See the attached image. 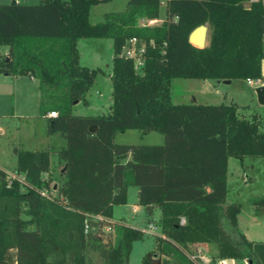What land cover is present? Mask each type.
Wrapping results in <instances>:
<instances>
[{"label": "trees", "instance_id": "16d2710c", "mask_svg": "<svg viewBox=\"0 0 264 264\" xmlns=\"http://www.w3.org/2000/svg\"><path fill=\"white\" fill-rule=\"evenodd\" d=\"M100 1L0 3V44L8 46L0 71L37 77L43 96L54 100L40 108L46 133L65 139L56 150L64 176L57 196L39 191L51 186L43 175L50 168L49 149L14 147L22 181L9 179L0 167V264H129L131 243L143 230L110 217L114 204L126 202L130 183L138 189V203L161 210L162 234H155L143 264H151V254L158 252L199 264L184 253L195 243L213 245L211 263L247 257L251 264H264V240L249 239L238 229L240 203H225L228 158L264 157V119L235 102L175 103L171 98L176 77L261 74L262 0H165V18L154 25L137 24V18L157 17L161 0H127L123 10L105 12L93 23L90 8ZM201 23L208 33L206 44L198 47L188 35ZM131 36L146 43L138 69L118 54ZM80 37L112 39L107 113L72 112L76 102H89L87 91L102 70L79 62ZM50 110L56 114L47 115ZM91 125L97 128L91 131ZM129 128L159 131L163 141L116 142L115 135ZM85 221L100 228L114 224V242L85 232ZM87 246L98 252L99 262L86 257Z\"/></svg>", "mask_w": 264, "mask_h": 264}, {"label": "rangeland", "instance_id": "374dc122", "mask_svg": "<svg viewBox=\"0 0 264 264\" xmlns=\"http://www.w3.org/2000/svg\"><path fill=\"white\" fill-rule=\"evenodd\" d=\"M10 1L0 0V3ZM27 1L29 3L36 2L34 0ZM161 1L159 15L154 17L152 25L160 24L165 18V0ZM126 2L127 0L100 1L91 6L89 19L93 23L103 20L105 12L123 10ZM143 19L147 20L148 18L138 17L137 24ZM77 46L81 64L100 67L102 70L96 74L87 91L89 102L87 104L81 100L76 102L72 106V112L82 115L107 113L112 102V83L109 75L112 66V39L109 37H80L77 40ZM7 54L8 46L0 44V58ZM194 79L198 78H174L171 91L175 95L182 92L183 98L190 102L189 90H193V92L197 90L190 81H201ZM213 88H217L219 92L220 89L222 90L221 100L223 94H226L224 102L229 103L232 100L239 106L246 105L254 108L264 119V110L262 111L264 107L258 103L253 87H250L244 79L236 78L229 84H223L217 80ZM217 96L214 103H220V94ZM53 101L46 93L44 96L41 91L40 95L38 94L36 80L29 78L28 75H8L0 71V167L7 171L9 179L15 177L22 181L23 175L16 172L17 156L14 147L49 149L50 168L43 175L45 178H50L51 186L48 188V194L57 196L64 176L62 174L63 161L59 159L56 150L65 144V139L60 133L47 134L45 116L40 114L41 105L52 106ZM246 113L247 110L244 114ZM152 133L154 134L143 138L141 137L143 133L139 129L130 128L117 133L114 139L116 142L144 143L156 142L160 135L163 137L159 131ZM227 182L228 191L225 203L232 201L240 203V211L237 214L238 229L245 231L251 239L264 240V157L250 155L240 159L230 156L228 158ZM126 191V202L113 205L111 218L143 230L142 236L132 241L128 255L129 264H143L142 258L154 249L155 234H162L159 223L161 210L159 206L155 205L149 211L146 205L138 203L136 185L128 184ZM149 223L155 226L153 231L148 230ZM89 231L99 233L104 241L110 238L114 242L117 235L114 224L110 226L103 224L101 228L95 225L90 227ZM200 245L201 251L209 258L207 264H221L219 259H216L215 263L210 262L215 253L212 244L200 243ZM191 248L190 244L186 246L188 250ZM85 255L94 262L100 261L98 252L88 246L85 248ZM151 264H183V261L174 253L158 252L155 255L151 254ZM233 264L248 263L244 257H234Z\"/></svg>", "mask_w": 264, "mask_h": 264}, {"label": "built area", "instance_id": "2783aa9c", "mask_svg": "<svg viewBox=\"0 0 264 264\" xmlns=\"http://www.w3.org/2000/svg\"><path fill=\"white\" fill-rule=\"evenodd\" d=\"M249 1H257V0H249ZM262 2L264 4V0H262ZM154 20H155L154 18H148L147 20L143 19L140 21L139 24L152 25ZM145 48H146V43L143 39L137 36H131L125 40L118 54L125 58H131L134 62L135 68L137 69L140 68L143 64ZM245 79L253 88L264 85V75L262 74L254 77H246ZM47 114L53 116L56 114V111L50 110ZM39 191L42 195L51 197L48 194L47 188L42 187ZM90 217L93 219H104L100 214H92L90 215ZM181 222H184V217H181ZM90 227H93V225H91L88 221H85L84 231L85 232L89 231ZM154 228L155 226L153 224L151 223L148 224L149 231H153ZM190 245H192L191 250L186 249V247L184 248V252L187 254V256L199 264L202 263L207 264L209 262V258L203 253V251H201L202 247L200 243H195ZM244 258L248 264H251V261L247 257ZM219 263L233 264V258L232 257L221 258L219 259Z\"/></svg>", "mask_w": 264, "mask_h": 264}, {"label": "crops", "instance_id": "0c3cea01", "mask_svg": "<svg viewBox=\"0 0 264 264\" xmlns=\"http://www.w3.org/2000/svg\"><path fill=\"white\" fill-rule=\"evenodd\" d=\"M15 1H18V2H24V3H29L27 0H15ZM36 2H33V3H38L40 2L41 0H34ZM261 74L264 75V58L261 59ZM6 74V73H5ZM8 75H11V74H8ZM29 76V78L31 79H35L36 82H37V89H38V94L40 95V90H39V87H38V79L37 77L33 76V75H30V74H26ZM184 78H188V77H184ZM190 78V77H189ZM195 78V77H193ZM229 81H224V79H221V78H198V79H194V80H201V81H190L191 84H193L195 87L196 86V91L193 92V90H189L190 92L188 93L189 97H191V101L190 102H197V103H211V102H215V99H217V95L220 94V103L221 102H224V98L226 96V94L224 95L223 94V98L221 100V92L222 90L220 89V92L217 88H213L214 84H216V81L219 80L220 83H223V84H229V83H232L233 79L231 78H228ZM244 79V81L250 86L252 87L247 81L245 78H242ZM214 81V82H213ZM211 82V83H210ZM194 89V88H192ZM254 89V88H253ZM175 97V99H174ZM183 93L180 92V93H176V95L171 91V98H172V101L175 102V103H187L188 101L185 100L183 98ZM212 97H216V98H212ZM231 102H233L231 100ZM226 103V102H224ZM259 103V102H258ZM260 104V103H259ZM264 107V104H260ZM261 107V108H263ZM261 110V109H260ZM264 110V108L262 109V111ZM130 129V128H129ZM156 130H150L148 132H145L143 133V138L149 136V134H154L152 132H154ZM156 136V135H155ZM159 136V135H157ZM163 137L160 135V137L157 138L156 142H144V143H161ZM38 149V148H36ZM5 170V169H4ZM6 171V170H5ZM7 172V171H6ZM138 191V189H137ZM155 205H152V208L148 209L149 211H151L153 208H154ZM148 208V206H147ZM110 220H114L110 217ZM125 221V220H124ZM126 224V223H125ZM244 234L246 235L247 238L251 239L247 233L245 231H243ZM252 240H255V239H252Z\"/></svg>", "mask_w": 264, "mask_h": 264}, {"label": "water", "instance_id": "95a60500", "mask_svg": "<svg viewBox=\"0 0 264 264\" xmlns=\"http://www.w3.org/2000/svg\"><path fill=\"white\" fill-rule=\"evenodd\" d=\"M15 0H11L10 2H14ZM207 33H208V26L206 23H201L195 26L188 35V40L192 44L203 47L206 44L207 40ZM224 81H229V79H224ZM254 91L257 96V101L260 104H264V85L257 86L254 88ZM97 128L96 125H91L90 130L94 131ZM152 208V205L148 206V209Z\"/></svg>", "mask_w": 264, "mask_h": 264}]
</instances>
